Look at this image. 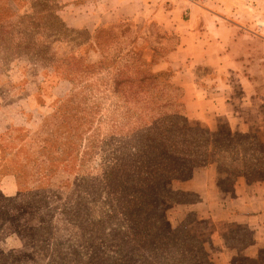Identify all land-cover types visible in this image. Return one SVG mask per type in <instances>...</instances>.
<instances>
[{"label":"rangeland","instance_id":"1","mask_svg":"<svg viewBox=\"0 0 264 264\" xmlns=\"http://www.w3.org/2000/svg\"><path fill=\"white\" fill-rule=\"evenodd\" d=\"M92 1L0 0V264H134L119 247L125 223L108 174L126 158L130 132L171 97V73L154 68L171 45L160 49L144 0H129L128 15L116 20L109 0L105 8ZM79 10L103 20L79 27ZM150 74L159 75L155 85ZM211 131L255 136L264 146L255 129ZM178 205L168 204L172 227ZM208 228L189 225L196 235ZM180 258L171 252L164 264ZM253 264H264V252Z\"/></svg>","mask_w":264,"mask_h":264},{"label":"crops","instance_id":"2","mask_svg":"<svg viewBox=\"0 0 264 264\" xmlns=\"http://www.w3.org/2000/svg\"><path fill=\"white\" fill-rule=\"evenodd\" d=\"M169 1L144 0L141 4L150 9L149 21L163 36L160 49L171 45L161 51L154 68L171 73L169 82L181 90L187 120L209 130L222 126L242 132L255 129L262 136L264 0ZM92 2L94 8H105L108 1ZM109 3L107 14L113 20L128 15L124 11L131 4L129 0ZM155 7L159 9L154 14ZM79 11L85 21L79 27H93L103 20L97 13L93 16ZM165 38L173 43H164ZM217 178L216 167L210 165L196 168L188 179L175 182L173 189L197 198L179 204L172 219L179 224L190 213L195 221L208 223L205 233L210 238L207 248L213 264L255 262L264 250V182L239 178L231 195L224 196L217 188ZM235 232L245 239L239 241Z\"/></svg>","mask_w":264,"mask_h":264},{"label":"trees","instance_id":"3","mask_svg":"<svg viewBox=\"0 0 264 264\" xmlns=\"http://www.w3.org/2000/svg\"><path fill=\"white\" fill-rule=\"evenodd\" d=\"M158 77L150 74L145 78L154 84ZM165 88L171 97L130 132L126 158L114 164L113 172L108 174L116 182L115 211L125 223L119 247L130 250L134 264H148L149 259L164 264L171 252L183 256L178 264H213L208 235L190 232L189 225L195 221L192 214L178 227L169 223L168 204L182 203L175 197L184 194L170 184L184 181L196 168L210 165L217 169V188L222 193L231 192L238 178L249 183L264 182V146L255 136L191 125L183 113L181 90L169 81ZM228 183L230 187L225 190Z\"/></svg>","mask_w":264,"mask_h":264},{"label":"built area","instance_id":"4","mask_svg":"<svg viewBox=\"0 0 264 264\" xmlns=\"http://www.w3.org/2000/svg\"><path fill=\"white\" fill-rule=\"evenodd\" d=\"M184 1H187V2H196L197 0H184Z\"/></svg>","mask_w":264,"mask_h":264}]
</instances>
